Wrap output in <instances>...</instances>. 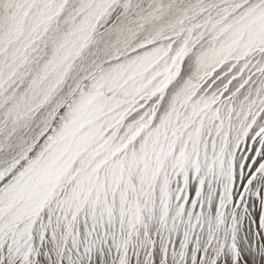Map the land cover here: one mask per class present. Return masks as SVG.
<instances>
[{
    "label": "snow or ice",
    "instance_id": "snow-or-ice-1",
    "mask_svg": "<svg viewBox=\"0 0 264 264\" xmlns=\"http://www.w3.org/2000/svg\"><path fill=\"white\" fill-rule=\"evenodd\" d=\"M0 264H264V0H0Z\"/></svg>",
    "mask_w": 264,
    "mask_h": 264
}]
</instances>
